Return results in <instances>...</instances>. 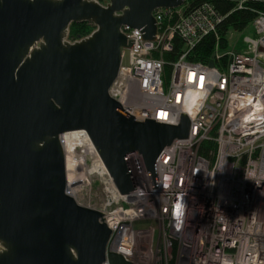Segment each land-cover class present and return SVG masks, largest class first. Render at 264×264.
<instances>
[{
    "label": "built area",
    "instance_id": "obj_1",
    "mask_svg": "<svg viewBox=\"0 0 264 264\" xmlns=\"http://www.w3.org/2000/svg\"><path fill=\"white\" fill-rule=\"evenodd\" d=\"M185 3L154 10V40L122 26L134 39L131 65L120 66L109 89L136 118L178 124L185 112L190 119L189 135L156 158L157 186L134 151L127 161L135 189L119 193L87 131L59 136L67 193L69 186L74 195L91 193L97 183L104 194L88 206L105 212L112 230L103 264H111L109 254L128 264H264V11L241 31L228 28L223 46L218 28L225 15L210 2L191 10ZM211 33L218 36L214 65L188 60ZM175 36L183 46L167 73L164 52ZM207 141L215 149L204 154Z\"/></svg>",
    "mask_w": 264,
    "mask_h": 264
},
{
    "label": "water",
    "instance_id": "obj_2",
    "mask_svg": "<svg viewBox=\"0 0 264 264\" xmlns=\"http://www.w3.org/2000/svg\"><path fill=\"white\" fill-rule=\"evenodd\" d=\"M185 0H0V264H103L105 212L67 193L60 134L84 129L121 194L135 189L127 154H143L152 186L156 158L189 135L178 124L134 117L109 94L134 39L154 40V10ZM95 26L70 40L72 23ZM214 62L211 60L210 66ZM111 264H128L109 254Z\"/></svg>",
    "mask_w": 264,
    "mask_h": 264
},
{
    "label": "trees",
    "instance_id": "obj_3",
    "mask_svg": "<svg viewBox=\"0 0 264 264\" xmlns=\"http://www.w3.org/2000/svg\"><path fill=\"white\" fill-rule=\"evenodd\" d=\"M102 3H107L108 0H99ZM239 0H186L185 10H191L196 8L203 2H210L214 5L221 14H223L224 20L219 25L218 33L219 39L216 33H211L205 36L196 45L194 51L187 56V59L194 62H202L209 64L213 58L215 46L218 40L223 41V46H225V32L228 28H232L238 31L245 29L249 26L251 22L255 19L260 11H264V1L263 0H246L242 7H236ZM95 28L89 22L72 23L70 25V40H76L87 36ZM218 39V40H217ZM173 49L170 52H164V58L167 61L166 71L167 73L171 70V62L176 60L181 52L183 46L182 39L178 36L174 38ZM217 65V62L215 61ZM215 144L213 142H205L200 149L202 153L207 154L210 150L215 149Z\"/></svg>",
    "mask_w": 264,
    "mask_h": 264
},
{
    "label": "rangeland",
    "instance_id": "obj_4",
    "mask_svg": "<svg viewBox=\"0 0 264 264\" xmlns=\"http://www.w3.org/2000/svg\"><path fill=\"white\" fill-rule=\"evenodd\" d=\"M93 182L94 181H92V183ZM91 193L87 192L84 189L83 191H80L79 193L77 192V194L74 195V197L80 204L85 205V206L92 207L93 205L100 204L104 198V194H102L103 192H102L100 185L97 183H94Z\"/></svg>",
    "mask_w": 264,
    "mask_h": 264
},
{
    "label": "bare ground",
    "instance_id": "obj_5",
    "mask_svg": "<svg viewBox=\"0 0 264 264\" xmlns=\"http://www.w3.org/2000/svg\"><path fill=\"white\" fill-rule=\"evenodd\" d=\"M68 166H70L69 163H68ZM68 178L72 180V176H71L70 173L68 174ZM70 184H71V183H70ZM68 189L70 190V194H71L72 196H74V190L76 189V187H75V186H69Z\"/></svg>",
    "mask_w": 264,
    "mask_h": 264
},
{
    "label": "clouds",
    "instance_id": "obj_6",
    "mask_svg": "<svg viewBox=\"0 0 264 264\" xmlns=\"http://www.w3.org/2000/svg\"><path fill=\"white\" fill-rule=\"evenodd\" d=\"M262 195H264V193H262Z\"/></svg>",
    "mask_w": 264,
    "mask_h": 264
}]
</instances>
